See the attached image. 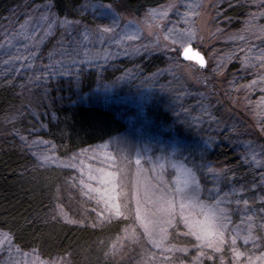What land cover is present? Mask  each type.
I'll return each instance as SVG.
<instances>
[{
	"label": "rangeland",
	"instance_id": "obj_1",
	"mask_svg": "<svg viewBox=\"0 0 264 264\" xmlns=\"http://www.w3.org/2000/svg\"><path fill=\"white\" fill-rule=\"evenodd\" d=\"M131 1L79 0L64 14L33 1L0 27V80H12L20 96L0 118V138L18 140L36 167L69 171L50 219L125 223L98 254L49 258L0 231V264H264V0H248L239 30L230 32L228 19L213 21L219 0H170L143 11ZM167 45L202 52L206 76H195L193 62L150 74L120 65ZM213 73L223 82L218 92ZM53 83L69 86L72 101L114 109L125 130L58 155L31 134L40 128L32 120L53 101ZM219 93L228 105L216 102ZM221 145L239 155L236 169L208 161Z\"/></svg>",
	"mask_w": 264,
	"mask_h": 264
},
{
	"label": "trees",
	"instance_id": "obj_2",
	"mask_svg": "<svg viewBox=\"0 0 264 264\" xmlns=\"http://www.w3.org/2000/svg\"><path fill=\"white\" fill-rule=\"evenodd\" d=\"M33 1H50L59 14H64L67 7L72 9L79 0H0V27L9 25L7 23L11 14ZM169 2L170 0H149L145 6L139 4L137 0H132L130 5H134V11H143L148 7L160 9ZM248 2V0H227L220 5L222 0H219L216 14L220 15V20L215 14L213 21L219 23L228 19L227 32L239 30V23L246 11L244 6L248 5ZM162 47L145 49L133 60L123 61L120 65L121 67L129 65L138 73L148 74L170 67L171 64L177 65L176 67L188 66L189 63L181 59L179 48L168 50L171 46ZM206 72V68L195 67V76L198 78L206 76ZM107 75L111 76L113 73ZM215 76L213 73L209 78L215 80L212 86L218 92L217 88L221 89L223 82ZM88 79L93 80V74L88 76ZM49 89L53 101L36 121L32 120L33 124L37 123L40 128L31 134L33 138L49 142L58 155L66 156L93 147L125 130L124 121L114 109L72 101L69 98V86L65 87L60 83L50 85ZM204 97L205 100H210L207 94ZM218 97L217 103L223 99L228 105L221 93ZM19 103L20 96L15 83L9 79L0 80V118ZM229 109L234 111L233 113L245 124L254 125L253 119L244 111L231 107ZM156 116L160 120L164 118L158 112ZM24 126L27 125L24 123ZM19 147L18 140L0 138V231L8 232L20 248L36 250L47 258L63 256L71 252L79 253L89 248L96 250L98 254V248L117 236L125 227V223L111 222L99 228L52 221L50 216L54 208L55 193L69 171L64 168L36 167L33 159ZM206 157L210 163L220 168L236 169L240 160L239 155L226 145L213 149L206 154ZM97 261H94V264H108ZM201 264H215V262L204 260Z\"/></svg>",
	"mask_w": 264,
	"mask_h": 264
},
{
	"label": "water",
	"instance_id": "obj_3",
	"mask_svg": "<svg viewBox=\"0 0 264 264\" xmlns=\"http://www.w3.org/2000/svg\"><path fill=\"white\" fill-rule=\"evenodd\" d=\"M181 59L185 62L196 63L200 68L206 67L205 56L193 46H186L181 51Z\"/></svg>",
	"mask_w": 264,
	"mask_h": 264
},
{
	"label": "bare ground",
	"instance_id": "obj_4",
	"mask_svg": "<svg viewBox=\"0 0 264 264\" xmlns=\"http://www.w3.org/2000/svg\"><path fill=\"white\" fill-rule=\"evenodd\" d=\"M185 18V17H184Z\"/></svg>",
	"mask_w": 264,
	"mask_h": 264
}]
</instances>
